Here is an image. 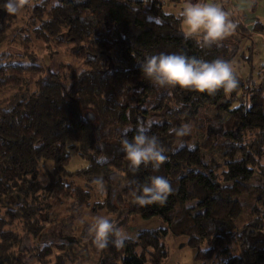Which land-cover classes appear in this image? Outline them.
Instances as JSON below:
<instances>
[{
  "label": "trees",
  "instance_id": "16d2710c",
  "mask_svg": "<svg viewBox=\"0 0 264 264\" xmlns=\"http://www.w3.org/2000/svg\"><path fill=\"white\" fill-rule=\"evenodd\" d=\"M235 24L232 38L201 46L161 12L160 0H0V264H23L26 255L36 264H70L77 244L46 238L51 227L62 230L53 202H70L73 218L90 208L92 185L101 190L92 211L116 216L117 228L131 216L165 226L122 246L110 236L95 264H164L167 237L185 238L200 264H264V187L253 183L264 179V81L210 95L156 87L140 71L160 53L233 66L247 33ZM34 41L48 58L68 52L83 70L59 64L51 71L39 63ZM204 107L228 116L221 166L206 164L201 153L217 148L215 134L190 147V124ZM141 127L166 157L158 170L132 168L123 151ZM71 156L85 165L69 170ZM153 176L166 178L171 191L164 202L141 205L137 197Z\"/></svg>",
  "mask_w": 264,
  "mask_h": 264
},
{
  "label": "clouds",
  "instance_id": "9594fccd",
  "mask_svg": "<svg viewBox=\"0 0 264 264\" xmlns=\"http://www.w3.org/2000/svg\"><path fill=\"white\" fill-rule=\"evenodd\" d=\"M6 7L9 11H16L13 3ZM229 15L216 0H185L178 18L186 38L195 39L198 45L210 46L219 44L236 27ZM140 71L154 86L161 88L179 87L211 95L217 91L229 94L238 86L233 66L219 58L206 61L184 54L160 53L145 58L140 63ZM147 132V127L139 128L131 141H123V151L132 168L150 163L154 170H158L166 157L157 138L147 135ZM142 191L143 195H139L137 200L144 205L164 202L171 188L166 178L153 176ZM90 230L100 248L107 246L110 236L116 237L113 240L116 246H122L130 238L104 216L95 217Z\"/></svg>",
  "mask_w": 264,
  "mask_h": 264
},
{
  "label": "rangeland",
  "instance_id": "374dc122",
  "mask_svg": "<svg viewBox=\"0 0 264 264\" xmlns=\"http://www.w3.org/2000/svg\"><path fill=\"white\" fill-rule=\"evenodd\" d=\"M221 1L224 0H216L217 3L220 4ZM230 1L227 4H223L224 8L230 9L231 16L234 22L240 23L241 26L246 30V35L252 34V30H250L252 25L243 23L242 20L238 17V15H232L234 14V4L232 3L233 0H227ZM161 2V12L164 15H169L175 20L179 22V31L180 29V21L178 18V14L183 7L185 0H160ZM257 3V5L254 8V11H243V18L245 21L252 20L255 17V14L257 17L264 18V0H255L253 2ZM225 8V10H226ZM233 9V10H232ZM237 14V13H236ZM252 26V27H251ZM264 27V24H263ZM182 33V32H181ZM259 33V32H255ZM228 36H233V30ZM232 38V37H231ZM235 43H238L239 41L234 40ZM233 41V42H234ZM244 42L241 43V45ZM248 45V44H247ZM246 45V46H247ZM35 46V52L39 58V63L47 66L50 68L51 71L56 72L58 69L59 64L69 65L73 68H75L77 71L81 72L83 70V67L81 65V62H77L74 60L68 52L56 55L54 57H47V55L44 52L43 45L39 42L34 41ZM241 48V46H240ZM240 48L237 52V57H240ZM244 52V57L247 58V52ZM8 52L15 53L16 51L11 50L10 47L7 48ZM65 51L64 49H60ZM243 51V49L241 50ZM235 65V60L233 62V66ZM240 63H237V68H239ZM264 78L260 81L263 82ZM253 85H257V83H253ZM10 97L9 93H5L4 96H1L3 98V101L8 99ZM8 103V102H7ZM156 120L154 119H148V122H152ZM227 120L228 116L226 114H218L213 109H207V107H204L201 111H199L198 121H195L190 124V127L193 128L194 131V140L190 147L195 148L200 146L202 142L205 141L207 136L211 134H215L217 136V139L215 140L216 149H212L211 151H201L204 157V162L206 164L213 163L214 165H223L228 160L226 157V145H229V142L226 140L220 139V135L227 127ZM209 134V135H208ZM221 144L222 149H220L218 146ZM85 165L82 160L75 156H71V160L68 166V169L73 171L78 169L79 166ZM261 165L264 166V156L261 160ZM258 176L256 177L254 184H257L259 186L264 187V179ZM75 184L79 187H84V182L82 180H73ZM90 195H91V201H90V208L83 209L80 211V213H75V217L71 218L68 213V209L70 207V202L67 201H59L55 200L53 202V209L52 212L54 213V216L57 218V224L56 226H59L61 234L57 233L58 229L56 227L50 228L49 233L50 235L46 238L50 239L51 241H55V237L59 239L65 240V242H71V244H77L76 245V258H72V262L70 264H95L99 257H100V250L99 246L97 245L96 241L94 242V236L92 231L90 230V224L93 222L94 218L97 216H104L107 218H110V220L115 224L116 217L114 215H110L106 213L105 211H92V207L95 203L99 202L101 200V190L96 185H92L90 188ZM53 216V217H54ZM156 219L145 221L140 219L139 217L133 216V219L129 220L128 222H125L122 226L119 227V229L123 228L124 225H128L124 228L122 233H126L129 237L132 236L134 233L140 232V231H148L157 229V224L154 222ZM157 221V220H156ZM116 226V225H115ZM73 236H66L68 234ZM173 237H167L165 240L166 243V249L168 254V259L164 264H192V257H191V249L187 247L186 245H180L178 244V241L176 242V247L173 244ZM179 240H184L183 238H175ZM24 247L29 246V242L24 241L23 244ZM21 262L23 264H36L32 258V256H21ZM207 264H215V262L211 261Z\"/></svg>",
  "mask_w": 264,
  "mask_h": 264
},
{
  "label": "crops",
  "instance_id": "0c3cea01",
  "mask_svg": "<svg viewBox=\"0 0 264 264\" xmlns=\"http://www.w3.org/2000/svg\"><path fill=\"white\" fill-rule=\"evenodd\" d=\"M254 1L255 0H233L232 1V3L234 4V8H233L234 14H232V15H238V17L242 20L243 23H246V24H249L252 26H256L257 24L261 25V29H260L259 33L254 32V33L249 34V35L247 34L246 38L243 40L244 43L241 45L240 53L243 51L245 52V48H248V47L251 48L250 52L247 53L249 61L248 60L245 61V58H244V60L241 61L240 57H237V59L235 60V65L233 66V69H234L235 76L238 80V83L241 82V85L242 84L244 85L245 83L248 84L251 81L253 83L259 84L260 81L264 78V27H263L264 18L257 17L256 14H255V17L249 21H245V19L243 18L244 17L243 11H250V12L254 11L255 6L257 5V3H254V7H253ZM226 2H227V0H224V1H221L220 4L223 5V4H226ZM222 8H223V6H222ZM225 8H226V6H225ZM225 8H223V9L225 10ZM225 11L229 14H231V12H232L228 8H226ZM229 18L231 20H233L231 15H229ZM250 30H252V28ZM227 37H230V36H227ZM242 49H243V51H241ZM237 63H240L239 68H237V66H236ZM239 92L240 91L238 90L236 92V94H238ZM130 219L132 220L133 216L126 217V222H128ZM154 222L157 224V229H165V226L159 220H157V221L155 220ZM127 226L128 225L125 224L124 227L120 229L121 232ZM153 230H155V229H153ZM137 234H138V232L134 233L132 236H130L129 239L134 240L136 238ZM180 238H183V237H180ZM183 239L184 240H179V239L174 238L173 244L175 245V247H176L175 241H178V244H180V245H182V244L186 245V239L185 238H183ZM194 256H195V252L192 250L191 251V257H192V261H193L192 264H200L194 260Z\"/></svg>",
  "mask_w": 264,
  "mask_h": 264
},
{
  "label": "water",
  "instance_id": "95a60500",
  "mask_svg": "<svg viewBox=\"0 0 264 264\" xmlns=\"http://www.w3.org/2000/svg\"><path fill=\"white\" fill-rule=\"evenodd\" d=\"M85 118H86V120H88L90 122L94 121V116L91 113H87L85 115Z\"/></svg>",
  "mask_w": 264,
  "mask_h": 264
},
{
  "label": "built area",
  "instance_id": "2783aa9c",
  "mask_svg": "<svg viewBox=\"0 0 264 264\" xmlns=\"http://www.w3.org/2000/svg\"><path fill=\"white\" fill-rule=\"evenodd\" d=\"M228 2L230 3V1H227L226 4H227ZM224 5H225V4H224ZM224 5L220 4L221 7L223 6V8H224Z\"/></svg>",
  "mask_w": 264,
  "mask_h": 264
}]
</instances>
